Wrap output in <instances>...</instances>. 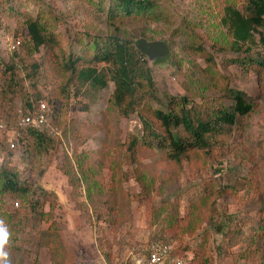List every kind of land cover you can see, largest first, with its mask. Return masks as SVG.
Masks as SVG:
<instances>
[{
  "label": "rangeland",
  "instance_id": "1",
  "mask_svg": "<svg viewBox=\"0 0 264 264\" xmlns=\"http://www.w3.org/2000/svg\"><path fill=\"white\" fill-rule=\"evenodd\" d=\"M153 1L158 17L125 22L121 29L133 41L142 29L147 38L162 39L169 47L165 56L149 62L146 57L157 96L143 99L138 108L159 106L177 95L203 107L219 96L218 86L225 83L211 73L245 91L251 110L239 118L228 144L210 153L191 152L190 161L177 165L166 160L163 151L140 147L137 162L130 165L124 143L130 134H142V122L137 113L120 114L110 103L114 82L108 78L90 101L70 85L59 122L52 119L51 104L45 100L48 120L59 134L39 150L29 129L14 135L17 109L23 110L21 97L10 90L2 93L8 80L4 64L13 50L19 51L12 44L26 33L23 15L3 8L10 4L22 14H34L41 5L58 18L56 33L63 50L79 52L84 44L91 46L92 37L108 32L110 0H0V122L6 124L0 126V166L12 165L18 180L30 186L25 195L0 192V210L15 224L17 249L7 246L9 264L121 263L129 251L153 240L173 249L184 246V264L194 263L196 251L208 254L212 264H264V69L257 76L253 67L241 70L230 61L238 52L231 49V37L221 23L226 0ZM185 24L214 56V67L206 65L200 52L185 48L190 43ZM249 50L264 57V26L254 31ZM43 51L15 69V84L10 81L15 90H32L26 75L31 61L44 60V70L34 77L43 93L51 87L50 74L56 80L65 78L67 71L58 61L67 53L61 57L51 50L54 57H43ZM12 135L14 148L6 141ZM206 185L215 193L214 211L203 196ZM199 193L202 198L196 199ZM36 200L33 209L29 203ZM234 224L250 236L229 245L224 232Z\"/></svg>",
  "mask_w": 264,
  "mask_h": 264
},
{
  "label": "trees",
  "instance_id": "2",
  "mask_svg": "<svg viewBox=\"0 0 264 264\" xmlns=\"http://www.w3.org/2000/svg\"><path fill=\"white\" fill-rule=\"evenodd\" d=\"M3 9L17 17L23 15L21 25L25 28L26 33L17 43L19 51L13 50L9 61L4 64V69L8 71V80L2 93L5 94L10 90L18 94L21 97L24 111L34 108L39 100H46L51 104L52 119L59 122L57 115L66 102L64 96H68L70 93L68 86L73 87L76 95L85 96L90 101L95 98L96 93L107 84V79L110 78L114 82V89L109 98L110 103L120 114L137 113L142 122V134L140 136L130 134L124 143V153L128 157L130 165L137 162V153L140 147L163 151L165 159L173 161L177 165L181 164L184 159L190 161L191 152L210 153L216 147L228 144V139L233 133L235 124L239 122V118L245 117L251 110L249 96L245 91L228 86L225 78L219 74L209 73V69L206 72L211 78L218 75V78L215 79H218L219 83H225H220L221 85L218 86L221 91L219 96L214 97L215 100L213 98L210 99L211 101L208 100L205 106H198L186 95H177L168 97L162 105L154 107L144 105V107L138 108L143 99L157 96L156 85L151 77L145 54L136 47L137 40L133 41L126 37L121 29L125 22L132 24L133 21L143 18L158 17L160 14H158L153 0H110L106 9L108 32L105 36L92 37L91 46L84 44V48L79 52L63 50L56 33L58 18L41 5L34 14L28 12L22 14L13 9L10 4H6ZM221 21L226 25L231 37V49L238 52V55L231 58L230 61L238 64L241 70L253 67L257 76H260L264 69V57L258 53L257 55L251 54L249 48L253 42L254 31L264 26V0H226ZM186 26L188 25H183V28L186 29L190 43L185 45V48L200 52L206 65L209 68L214 67V56L205 51L199 36ZM137 34L147 38L142 29L138 30ZM42 49L44 50L41 54L43 57L45 54L54 57L51 50L55 51L56 56L59 54L61 57L67 53L64 60L62 57L58 61H62L63 71H67L65 78L61 81L56 80L50 74L51 87L46 93H43L37 87L34 77L39 69L44 70L42 66L44 60L31 61L28 68L30 71L26 72V75L30 78L32 90L29 92L22 86L15 90L10 83L12 80L11 82L15 84L13 75L15 69L24 67L29 56ZM86 105L84 102L82 107L86 108ZM29 132L39 150H44L46 145L53 143L51 135L31 129ZM17 174L18 172L12 165L3 164L0 166V192L25 195L30 190L29 184L20 182ZM94 185H96L95 181ZM214 195L215 193L209 190L206 185L203 196L204 199L209 200L213 211L216 201ZM201 198L199 193L196 199ZM38 202L39 200H36L29 204L35 209ZM125 204L129 207L130 200L128 199ZM0 217L9 228L11 233L9 246L14 251L17 249L13 244L15 224L10 219L8 212L0 210ZM251 229L254 228L251 227ZM261 229L263 233L264 227L262 226ZM224 234L228 237L229 245H235L239 240L245 241L250 236L236 224L226 228ZM183 248L184 246L171 249V254L182 257L181 249ZM197 253L196 251L193 256V264H212L208 254L202 256Z\"/></svg>",
  "mask_w": 264,
  "mask_h": 264
},
{
  "label": "built area",
  "instance_id": "3",
  "mask_svg": "<svg viewBox=\"0 0 264 264\" xmlns=\"http://www.w3.org/2000/svg\"><path fill=\"white\" fill-rule=\"evenodd\" d=\"M15 41L12 46H16ZM49 106L44 100H39L32 109H17L14 120V130L19 134L20 130H36L47 135L55 136L59 134L58 127L48 120ZM1 127H6L4 122H0ZM20 135V134H19ZM14 136L7 137L6 141L10 148H14ZM172 246L162 240H153L145 244L140 249L131 250L121 259V263H114L100 259L94 264H184L182 257L171 254Z\"/></svg>",
  "mask_w": 264,
  "mask_h": 264
},
{
  "label": "water",
  "instance_id": "4",
  "mask_svg": "<svg viewBox=\"0 0 264 264\" xmlns=\"http://www.w3.org/2000/svg\"><path fill=\"white\" fill-rule=\"evenodd\" d=\"M136 47L145 54L148 62L156 57L165 56L169 52L168 45L159 38L147 39L144 36H139L136 41Z\"/></svg>",
  "mask_w": 264,
  "mask_h": 264
},
{
  "label": "clouds",
  "instance_id": "5",
  "mask_svg": "<svg viewBox=\"0 0 264 264\" xmlns=\"http://www.w3.org/2000/svg\"><path fill=\"white\" fill-rule=\"evenodd\" d=\"M11 233L7 224L0 220V264H9V253L6 250L9 245Z\"/></svg>",
  "mask_w": 264,
  "mask_h": 264
},
{
  "label": "crops",
  "instance_id": "6",
  "mask_svg": "<svg viewBox=\"0 0 264 264\" xmlns=\"http://www.w3.org/2000/svg\"><path fill=\"white\" fill-rule=\"evenodd\" d=\"M98 262V261H97Z\"/></svg>",
  "mask_w": 264,
  "mask_h": 264
}]
</instances>
